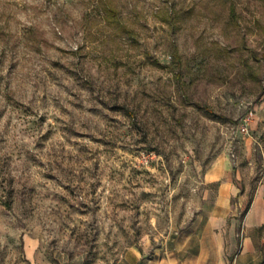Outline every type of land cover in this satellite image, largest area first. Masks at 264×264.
I'll list each match as a JSON object with an SVG mask.
<instances>
[{"label": "rangeland", "instance_id": "1", "mask_svg": "<svg viewBox=\"0 0 264 264\" xmlns=\"http://www.w3.org/2000/svg\"><path fill=\"white\" fill-rule=\"evenodd\" d=\"M219 157L241 230L264 205V0H0V264L165 251Z\"/></svg>", "mask_w": 264, "mask_h": 264}, {"label": "crops", "instance_id": "2", "mask_svg": "<svg viewBox=\"0 0 264 264\" xmlns=\"http://www.w3.org/2000/svg\"><path fill=\"white\" fill-rule=\"evenodd\" d=\"M204 179L216 185L215 198L206 201L171 246L148 257L140 250L131 251L120 264H264V253L250 235L264 225L262 202L257 198L252 202L240 230L237 213L242 196L234 180L232 162L219 157Z\"/></svg>", "mask_w": 264, "mask_h": 264}, {"label": "trees", "instance_id": "3", "mask_svg": "<svg viewBox=\"0 0 264 264\" xmlns=\"http://www.w3.org/2000/svg\"><path fill=\"white\" fill-rule=\"evenodd\" d=\"M107 15L111 16V17H115V9L112 7H108V9L106 10Z\"/></svg>", "mask_w": 264, "mask_h": 264}]
</instances>
